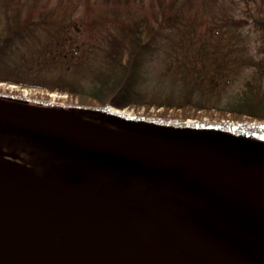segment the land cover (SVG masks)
<instances>
[{"label": "trees", "instance_id": "16d2710c", "mask_svg": "<svg viewBox=\"0 0 264 264\" xmlns=\"http://www.w3.org/2000/svg\"><path fill=\"white\" fill-rule=\"evenodd\" d=\"M210 10L224 24L211 41L186 32L193 17ZM98 17L113 20L104 30L103 44L71 59L64 49L66 40L86 18L96 24ZM245 25L264 41V0H0V80L66 92L75 101L54 106L110 127L200 151L205 161L251 165L249 175L256 181L252 186L264 194V140L260 136L264 131V54H248L247 44L241 42ZM159 49L165 52L163 62L194 56L205 61L214 55L222 62L229 60L238 69L240 82L224 89L203 85L198 79L176 82L169 88L159 86L148 70L149 60ZM54 55L64 59L60 66ZM110 105L161 106L160 118L200 122L123 117L110 110ZM227 113L231 121L203 122L204 115ZM114 119L124 120L130 127H120ZM9 127L31 130L34 140L41 139L36 130L15 124ZM73 145L75 155L88 151L91 160L100 158L107 174L120 173L118 187L137 185L162 191L164 197L159 198L174 205L170 215L174 224L193 241L213 250L222 247L221 240L197 222L202 213L253 241L264 254L263 198L84 143ZM89 166L96 167L91 162ZM218 175L229 178L225 172Z\"/></svg>", "mask_w": 264, "mask_h": 264}, {"label": "rangeland", "instance_id": "374dc122", "mask_svg": "<svg viewBox=\"0 0 264 264\" xmlns=\"http://www.w3.org/2000/svg\"><path fill=\"white\" fill-rule=\"evenodd\" d=\"M91 14H95V12L92 10ZM98 18L96 24L90 20L87 21L86 18L83 23L77 25V30H74L66 40L64 49L71 59H75V55L90 50L93 45L103 44L104 30L110 27L113 20ZM217 18L213 16L211 10L202 17H193V25H188L186 32L200 39L211 41V36L217 35L218 28L224 26ZM241 39V42L246 43L249 48L248 54L255 56L264 54V41L259 38L256 31L249 29L248 25L243 27ZM164 53L163 49H159L148 63V70L153 78L152 82L158 80L156 83L159 86L169 88L176 82L198 79L203 85H215L224 89L227 88V85L229 87L240 82L238 69L234 68L235 65L229 60L222 62L215 55L209 56L205 61L195 56L190 59L173 57L167 58L164 62L166 64L168 61V63L165 65L163 62ZM54 60L59 66L64 61L56 55H54ZM183 63H187L188 66L185 67ZM54 67L57 69V66ZM163 67L166 71L162 69ZM243 68L246 71L249 70L248 66ZM0 94L19 96L30 100H49L59 104H71L75 101L66 92L39 86H22L1 80ZM116 108L122 110L125 115H140L149 118L156 117L162 109L161 106H150L148 109L143 106L121 108L110 106L111 110L115 111ZM219 119L222 122L232 120L228 113L222 116H203L205 123ZM187 120L194 123L196 119ZM245 121L250 122L248 119ZM260 136L264 140V131H260ZM261 160L264 162V156ZM12 166H18L19 169L12 171L13 173L10 172L9 178H7L1 169ZM73 170L75 168H72ZM3 171L5 170L3 169ZM84 171V174L89 176L94 173L89 165L88 171L87 169ZM51 181L49 177L12 157L0 156V197L2 199L0 201V264H75L77 263L74 262L75 260H90L91 257L101 254L103 247L102 240L95 238L94 233L101 236L106 233L103 231L107 230L102 229L103 231L100 232L94 230V220L101 221L105 228L111 224L113 227L118 224L117 226L123 227L131 234L133 241L140 244H146L151 240V231L144 227L146 219L132 215L124 207L81 195L76 190L67 191L55 187ZM3 184H7L8 188L2 187ZM3 191L8 192L9 195L4 194ZM141 191L139 189L133 193L126 191V195L130 196L129 199L133 200L134 206L138 210L153 212L151 206L146 203L149 201L155 205L157 211L165 213L172 221L170 215L175 209L173 204L163 202L159 198H152L154 194L151 192H147L145 196H136L137 192ZM8 197H13L14 201L8 200ZM18 197H24L26 203ZM62 199L64 201H61ZM197 222L216 235H218L217 233L232 235L202 213L197 218ZM84 225H87V229H80L84 228ZM181 235L189 240L187 235L183 233ZM98 242L99 245H97ZM191 243L199 246L194 241ZM251 246L264 259V255L259 249L254 245ZM213 253L216 252L213 251ZM218 255L228 260L234 258L242 263L250 264L247 260L228 252L218 253Z\"/></svg>", "mask_w": 264, "mask_h": 264}, {"label": "water", "instance_id": "95a60500", "mask_svg": "<svg viewBox=\"0 0 264 264\" xmlns=\"http://www.w3.org/2000/svg\"><path fill=\"white\" fill-rule=\"evenodd\" d=\"M32 107L38 109L39 111H45L53 114L55 112H59L68 115L73 119L75 124L78 125L85 132L99 133V134L105 133L107 131L133 133L127 130L107 127L103 124L84 119L80 116L72 114L71 112L61 110L55 107H49L39 104H31L23 100H13L2 97H0V121L23 125L35 129H42L51 133L57 138L64 140L78 141L90 146L99 147L107 151L113 152L115 154L123 155L135 160L152 164L160 169L174 171L183 174L202 176L207 180L218 184L245 189L259 196L260 198L264 199L263 195L259 191L254 190V188L251 187L250 185L247 184L243 185L238 182H231L218 178L211 171H209V169L221 167L222 166L221 163L199 162L193 157V152L187 148L180 147L175 144L164 142L161 140L153 139L151 137L144 136L138 133H134V134H138L160 142L161 145H163L162 149L156 151L146 147H136L115 141H109L104 139L97 140L95 137H93V135H85L81 137L76 135L74 136L62 135L54 131L51 125H49L46 121L40 120L43 118L40 117V115L39 116L36 115L35 119H32L28 114V109ZM114 123L120 127H125V128L130 127V124L128 122L114 120ZM13 155L14 153L11 151L0 149V156L12 157ZM191 163L195 164L197 168H192L190 165ZM168 164L170 165L172 164V166ZM234 166L236 168L243 167V165H234ZM242 178L245 179L244 176H242ZM51 182L55 187L61 188L63 190H67V191L76 190L79 194L84 195L86 197L95 198L114 206L124 207L132 215L147 220L144 223V227L150 229L152 234L151 241L154 244L158 245L159 247L166 248L168 251L174 252L187 264H209L208 263L209 256L206 253L196 249L193 246L194 244L191 243V239L189 237H188L189 240H185V241L182 240L180 238V235L183 232L174 225V223L168 218V216L165 213L157 211L155 205H153L149 201H146V203H148V205L151 206L153 212H144L135 208L133 200H130L129 199L130 196L126 195L125 190L120 188L103 187L95 184L78 182L74 180H64V181L56 180ZM124 196L127 197L128 199L124 198ZM212 234L223 241V244L225 245L228 253L242 258L240 252L231 243L222 239L221 237L217 236L214 233ZM242 240L246 242L249 241L248 239H244V238ZM197 247L201 248L202 250H207L202 245ZM214 254L217 255L216 253ZM231 260L236 261L234 258H232ZM249 263L255 264L251 262Z\"/></svg>", "mask_w": 264, "mask_h": 264}, {"label": "bare ground", "instance_id": "6f19581e", "mask_svg": "<svg viewBox=\"0 0 264 264\" xmlns=\"http://www.w3.org/2000/svg\"><path fill=\"white\" fill-rule=\"evenodd\" d=\"M115 111L117 113H123V111L119 109ZM28 114L32 119H35L36 115H40V117H43L40 120L46 121L49 125H51L54 131L62 135H76L80 137L85 135H93V137H95L97 140L104 139L109 141H115L136 147H146L156 151L161 150L163 147V145H161V143L158 141L129 132L107 131L105 133L100 134L85 132L78 125L75 124V122L70 116L59 112H55L53 114L45 111H39L38 109L32 107L28 109ZM190 165L192 168H197L193 163H191ZM170 166H172V164ZM3 169L5 171H3ZM17 169H19L18 166H12L7 168L3 167L1 169V172L6 174L7 178H9L8 176L10 172L13 173L12 171ZM4 186L5 188H8L7 184L2 185V187ZM3 192L4 194L9 195L8 192ZM124 198L128 199L125 196ZM18 199L25 201L24 197H18ZM1 200L2 199L0 197V201ZM8 200L14 201V198L8 197ZM61 201L64 200L62 199ZM20 205H22L21 202ZM94 224V230L96 231L100 232L103 231L102 229H107L106 231H103L104 233H106L101 236L100 234L94 233L95 238L102 240V253L91 257L90 260H75L74 262H77L75 264H187L177 254L172 251H168L163 247H159L158 245L154 244L151 240H149V242L146 244H140L136 241H133L131 234H129L123 227L117 226L118 224L114 225V227L111 224L108 226V228L103 227L102 222L99 220H94ZM83 227L84 228L81 227L80 229H87V225H84ZM217 234L222 239L231 243L240 252L243 259L255 264H264V259L261 258L255 252L254 248L248 242L239 239L233 235H226L222 233ZM180 238L184 241L186 240L182 235H180ZM22 240L24 239L22 238ZM99 244L100 243L98 242L97 245ZM193 246L209 256V264H244L237 260L232 261L230 259L228 260L222 258L221 256L215 255L214 253H211L207 250H202L196 245Z\"/></svg>", "mask_w": 264, "mask_h": 264}, {"label": "flooded vegetation", "instance_id": "af4514ba", "mask_svg": "<svg viewBox=\"0 0 264 264\" xmlns=\"http://www.w3.org/2000/svg\"><path fill=\"white\" fill-rule=\"evenodd\" d=\"M0 97L11 99L10 96L2 94H0ZM33 130L38 132L37 135L39 134L40 140L32 138L33 131L31 130L26 131L24 128L17 129V127L10 128L8 122L0 121V149L13 152L14 157L26 163L33 170L54 180H74L103 187L118 185L117 183L122 181L120 173H106V169L100 163L99 157L98 162L94 159L91 160L89 152L85 150L75 155L73 144L81 142L70 140V142L66 143L63 142L67 141L64 139L56 137L62 140L59 141L50 138L45 130ZM90 162L96 165L92 176L84 174V169L88 171ZM72 168H75V170L72 171ZM217 171L220 174L226 171L233 179H239L242 176L248 177L250 174L249 169L238 170L232 167H220Z\"/></svg>", "mask_w": 264, "mask_h": 264}]
</instances>
